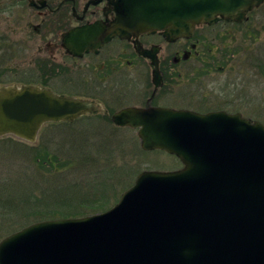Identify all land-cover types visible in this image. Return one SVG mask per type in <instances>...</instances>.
<instances>
[{
    "label": "water",
    "instance_id": "obj_1",
    "mask_svg": "<svg viewBox=\"0 0 264 264\" xmlns=\"http://www.w3.org/2000/svg\"><path fill=\"white\" fill-rule=\"evenodd\" d=\"M43 9L46 0H25ZM72 0H62L60 5ZM233 0H114L116 19L61 34L80 56L114 35L159 32L173 43L226 18ZM243 13L263 0H243ZM242 3V4H243ZM155 89L161 86L155 49ZM105 113L95 102L34 85L0 87V138L33 144L42 126ZM111 122L136 130L140 149L178 159L173 171H142L108 210L36 222L0 241V264H264V125L240 113L127 107Z\"/></svg>",
    "mask_w": 264,
    "mask_h": 264
},
{
    "label": "rangeland",
    "instance_id": "obj_2",
    "mask_svg": "<svg viewBox=\"0 0 264 264\" xmlns=\"http://www.w3.org/2000/svg\"><path fill=\"white\" fill-rule=\"evenodd\" d=\"M46 1L54 8L62 0ZM77 1L82 7L86 0ZM38 12L20 0H0V87L34 85L58 95L85 98L95 91L93 86L76 85L67 92V75L42 79L46 64L54 61L67 68V58L57 49L53 57L46 47V42H58L63 31L58 28L59 14L41 10L40 16ZM37 26L39 32L34 31ZM248 31L245 40L237 36L231 41H201L196 60L173 66L182 75H172V84L162 87L160 92L166 95L159 104L197 112H239L264 125V27ZM161 46V58L173 50ZM133 69L148 66L136 62ZM72 76L79 73L74 70ZM98 100L99 105L107 103L104 97ZM136 101L129 97L116 105ZM104 116L102 112L71 124L44 125L33 144L11 136L0 138V241L58 212L83 216L101 212L91 209L87 201L98 198L101 190H107L110 208L141 171L181 168L178 160L164 152H143L136 131L116 128Z\"/></svg>",
    "mask_w": 264,
    "mask_h": 264
},
{
    "label": "flooded vegetation",
    "instance_id": "obj_3",
    "mask_svg": "<svg viewBox=\"0 0 264 264\" xmlns=\"http://www.w3.org/2000/svg\"><path fill=\"white\" fill-rule=\"evenodd\" d=\"M114 0H86L80 7L77 0L68 1L67 12L61 11L64 5L58 4L52 8L48 7L38 10L41 16V10H45L50 15L59 14L58 28L63 31H68L71 28L89 25L95 22H103L105 25H110L116 18L114 12L118 10V6H114ZM243 0L231 1V10L229 15L224 19L220 15L215 16L217 19L213 24H200L194 29L190 39H179L174 43H167L161 33H144L138 36H131L129 39H121L114 35L107 43L95 49L87 48L83 50L80 56H77L67 49V52L61 47V34L59 41L56 43L46 42V47L55 55L56 49L61 51L67 58V68L65 65L56 64L52 61L51 64H46L42 72V79H51L55 75H67V92L71 91L76 85L93 86L95 91L88 93L85 98L89 101L99 103L98 98L104 97V101L100 105L106 110L105 113L109 120L111 115L125 107H166L173 108L167 105L159 104L162 94L160 90L163 86L172 84V75L176 74V78L182 75L180 71H174L173 66L183 65L193 57H199L200 53L196 52L198 44H201L206 39L214 41H231L239 36L241 39H247L250 28L261 26L264 27V0L261 5L250 12L244 14L246 2ZM243 10V11H242ZM34 31L39 32V26L34 28ZM239 34V35H238ZM165 44L166 47L173 48L172 52L167 57H162V46L159 43ZM58 45V46H57ZM139 47L140 54L144 50L155 49V58L157 62V72L161 86L155 89L153 79V71L155 66L152 65V59H147L138 55L136 49ZM52 57V58H53ZM136 62L148 66V69H133ZM123 66V67H121ZM172 66V67H171ZM169 68V71L167 69ZM79 73V77H73L72 72ZM58 73V74H56ZM169 78V81H168ZM86 90V89H85ZM146 90H149L147 93ZM67 96H69L67 94ZM133 97L139 101L127 103L124 105H116L120 99ZM163 97V98H164ZM167 97V96H166ZM83 98V99H85ZM162 99V98H161ZM109 110H113L109 114ZM96 113L93 115H99ZM91 115V114H90Z\"/></svg>",
    "mask_w": 264,
    "mask_h": 264
},
{
    "label": "trees",
    "instance_id": "obj_4",
    "mask_svg": "<svg viewBox=\"0 0 264 264\" xmlns=\"http://www.w3.org/2000/svg\"><path fill=\"white\" fill-rule=\"evenodd\" d=\"M21 3H25L22 0H20ZM107 195H109L106 191L101 190V195L96 198L95 196H92L90 198H87V201L90 202L93 206H91V209H100L102 211L106 210L107 204L109 203V199L107 198ZM63 200V199H62ZM101 211V212H102ZM59 215H48V216H54L49 219H55V218H72V217H80L82 214L80 213H67V211L64 212H58ZM83 216V215H82ZM45 219V220H49Z\"/></svg>",
    "mask_w": 264,
    "mask_h": 264
}]
</instances>
